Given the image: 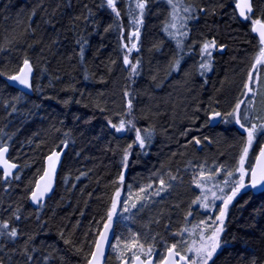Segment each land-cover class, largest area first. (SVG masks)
Wrapping results in <instances>:
<instances>
[{
    "label": "trees",
    "instance_id": "trees-1",
    "mask_svg": "<svg viewBox=\"0 0 264 264\" xmlns=\"http://www.w3.org/2000/svg\"><path fill=\"white\" fill-rule=\"evenodd\" d=\"M116 1L113 11L107 0H0V148L19 165L11 180L0 172V223L18 230L15 239L0 237V264H87L117 191L154 179L151 173L174 177L179 187L147 215L164 230L156 231L160 237H178L176 223L185 218L179 181L188 177L197 192L187 169L221 167L213 187L232 190L247 134L227 118L247 97L261 47L251 21L263 20L264 0H252L245 21L234 0H179L190 11L177 10V26L167 30L169 0ZM206 42L216 50L207 70L200 67ZM25 60L31 95L5 81ZM214 112L222 119L211 127ZM65 143L55 191L34 209L28 198L44 158ZM262 143L257 135L247 170ZM253 262L264 264V192L246 191L227 207L221 247L208 264Z\"/></svg>",
    "mask_w": 264,
    "mask_h": 264
},
{
    "label": "rangeland",
    "instance_id": "rangeland-1",
    "mask_svg": "<svg viewBox=\"0 0 264 264\" xmlns=\"http://www.w3.org/2000/svg\"><path fill=\"white\" fill-rule=\"evenodd\" d=\"M116 2V0H113V6L116 4ZM174 2H176V0H174ZM169 6L171 7L170 3ZM182 8L185 7H183L181 1H179L177 10ZM262 21H264V18ZM172 23L173 22H170L168 24L169 28H173L170 26ZM253 24L254 20L251 21V26ZM132 41H134V38ZM207 51L211 53V56L209 57L207 54H204V63L209 64L211 62L212 55L216 50L212 46L209 47ZM128 54L129 53H124V58L125 56L128 57ZM128 61L129 63L126 64L124 59V64H126V68L130 69L132 72L136 69V67L133 69V64L130 62L129 58ZM249 88L252 89L251 92H249ZM243 101L244 103L241 104L240 113L244 114L246 112L249 117V120L245 122L246 126L251 127L252 124H264V51L261 49V47L257 55L254 73L249 80L247 97L244 98ZM227 119L230 120V122L236 123L233 116H230ZM241 130L245 132L244 129L241 128ZM257 135L264 136V133L258 132ZM136 143L139 144L137 139ZM253 143L249 148L248 156L245 159V169L247 166L248 157L253 147ZM220 168L212 164L207 169L203 170H196L194 167H192L190 170L187 169V173L189 172V175L191 176L189 183L192 181V186L196 187L197 192L189 191V187H187L185 184L188 182V177L186 178L187 181L184 179L185 183H183V181H179V183L182 185L181 188L183 187V189H185L184 191L187 197V202H185V204H187V207L185 209V218L183 220L181 219L179 223H176V226L179 228L178 237L176 236V232H167L165 236L162 234L161 237L159 235L156 236V231L164 232V230H159L161 228L156 227L157 220H151V218H148L147 216L148 214L156 211V208L159 209L161 204L167 202L168 198L171 197V194H173L174 191L176 192V190L179 188L173 179H168L165 181L163 190H161L160 185V180L163 179V177L161 178L162 174L159 173L150 174V176H152L154 179L145 176L144 181L142 180L135 182L133 180V182L130 181V183H128L125 187H121L119 190L120 202L117 204V208L112 220L109 221L107 216V222L112 224L115 232V238L113 239L110 252L108 254V259L110 262L113 264H118L126 257L131 260L135 256L147 258L150 255H154L157 262H159L163 258L164 252L169 247H172L168 246V239L170 240V243L176 245L175 249L179 248L183 250L182 252L176 250L181 253L183 257L186 259L196 258V253L194 251H190V249L199 248L206 244L207 238L212 235L216 227L219 226L223 228V225H221L220 221L216 218L220 215V210L224 208L223 200L226 199L227 196L231 195V192L225 194V192L222 191L221 194L217 188L213 187L214 180H216V182L218 180L216 175L222 172ZM247 176L248 174L246 173L244 177L245 184L247 183ZM239 179L240 172L238 171L236 173V178L233 182V185L235 182L239 181ZM208 181L211 183L210 186H208ZM222 182V188L227 189L228 185L226 183L228 182H226V180L225 182L222 180ZM198 184L199 186H197ZM149 185H151V187H148ZM206 186L209 188H206ZM142 188L145 189V191L141 192L140 190ZM242 190L243 188L237 193L232 201L240 193H242ZM157 192H159V195L156 194ZM205 196L207 199H204ZM137 197H139V199ZM216 197H220V199H216ZM124 201H127V203L125 204ZM133 203L136 204V208L131 209V211H124L125 207H130ZM202 203L207 204L208 207H202ZM206 211H209L210 213L212 212V216L206 214ZM172 219L177 220V218ZM144 220L147 222L144 223ZM185 222H187V225L184 226V224H186ZM221 234L222 232L219 236V245L212 257L207 260V264L213 259L221 247ZM205 258L207 259L206 253ZM201 264H203L202 261Z\"/></svg>",
    "mask_w": 264,
    "mask_h": 264
},
{
    "label": "snow or ice",
    "instance_id": "snow-or-ice-1",
    "mask_svg": "<svg viewBox=\"0 0 264 264\" xmlns=\"http://www.w3.org/2000/svg\"><path fill=\"white\" fill-rule=\"evenodd\" d=\"M169 3L172 7L171 16H172V20H173V23L170 26L175 28L177 26L176 21L178 20V17H179V14L177 11L179 0H176V2H174V0H169ZM107 4H108V7L113 8V11H115V8L113 6V0H107ZM137 7L140 8L141 10H143L144 4L139 3L137 5ZM237 7L241 9V11H240L241 16H246L244 9H248V11H251L248 0H243V6H241L240 3H237ZM183 11L189 12L190 9L184 8ZM116 15L119 16V13L117 12ZM254 23L260 24V29H261L260 39H261V42L264 43V23H260V21H254ZM167 27L168 26H166V30H167ZM181 27H183V24H181ZM253 31H256V29H253ZM212 46H214V42L211 45L206 42L203 46L202 54H207L210 57L211 53L208 52L207 50L209 49V47H212ZM125 63L126 64L129 63L127 56H125ZM176 63L178 65L179 61H177ZM132 67H133V69H135L136 66L132 65ZM200 67L202 69L207 70L209 68V64L202 63L200 65ZM24 69H27L28 72L31 71V68L29 67L27 60H25V62H24ZM24 69H21V73H22L21 75H13V76H10L9 79L13 80V81H18V83L20 85H23L26 88H31V84L29 82V79H28L27 75L24 74ZM250 79H251V74H250ZM245 87L247 88L248 85L246 84ZM251 91H252V89L249 88V92H251ZM125 95H128V94L125 93ZM242 103H244V101H240L239 103H237L234 112L228 113L229 116H233L235 118L236 123L239 124L240 127L242 129H244V131L247 133V141H246L245 146L242 149V154H241L240 160H239L240 166L237 169V171L240 172V179H239V181L235 182V184L233 185L231 195L227 196V198L223 200L224 208H222L220 210V215L217 216V218H216L217 220L220 221L221 225H223L224 216H225L227 206L231 203L232 199L237 195V193L242 188L246 187L245 180H244L246 173L251 176V187L252 188L255 189L258 186L264 188V164H261V161L264 160V148H261L260 154L257 157L258 167H253L249 170H246L244 167L245 159L248 156L249 148L251 147L254 138L256 137L258 132L264 133V124H262V125L252 124L251 127H247L245 122L249 120V117H248L246 112L244 114L240 113V107H241ZM130 107H131V104L129 103V108ZM220 115L221 114L219 112H214L212 114V116L209 117V121L210 122L214 121L215 118L219 117ZM128 124H129V126H131V121H129ZM114 127H116V126L114 125ZM124 127H125V123L123 121H121L119 127H116V131L119 132L122 129H124ZM136 139L139 142L140 147L143 148L145 145V139L141 137L139 131H137ZM196 143L199 144L200 141L196 140ZM6 152H7V148H0V161H2V163L4 165V169H5L4 176H5V178L11 174L9 170L16 167L15 164H9L7 159L4 158V153H6ZM54 156H58V153L54 152L52 154V156H49V158H48L49 161H52ZM124 160L125 161L127 160V152L125 154ZM50 168L54 169V165L50 164ZM228 175L231 176L232 173H228ZM44 176L48 177L49 172L46 171ZM41 179H44V177H42ZM120 179L123 180L122 175H121ZM173 179H174V177H173ZM160 185H161V190H163L164 185H165V181L163 179L160 180ZM197 186H199V184ZM50 187H51L50 183L46 184L44 188H41L40 184L38 183L36 186V190L31 193V198H32L33 203H39L40 198L43 197L44 193L47 192ZM148 187H151V185H149ZM140 191L143 192V191H145V189L142 188ZM156 194L159 195V192H157ZM119 197H120V193H119V191H117L116 198L113 199L112 209L108 212L109 221L112 220V217H113V215L116 211V208H117V204L120 202ZM137 198L139 199V197H137ZM204 199H207V197L205 196ZM216 199H220V197H216ZM124 203L126 204L127 201H124ZM201 206L205 207V208L208 207L207 204H203V203L201 204ZM133 208H136L135 203H133L130 207H125L124 211H126V212L131 211V209H133ZM19 218H20L19 216L16 217V219H19ZM108 227H110V225H105L106 229ZM0 229H3L2 231H0V237L7 235L8 237L15 239L18 236V230L15 227H12L9 229V225L7 222L0 223ZM222 231H223L222 227H219V226L216 227V229L212 233V235L207 238L206 244L202 245L199 248L190 249V251H194L196 253V258L186 259L185 257L181 256L180 259L184 260L185 264H201V261L203 262V264H207V260L212 257L213 253L216 251V249L219 245V236H220V233ZM106 239H107V232L102 233L101 234V240L98 241L96 244L97 251L92 253L94 260H96V257L98 254L102 255V253H103V241ZM175 248H176V245L175 244L172 245V247L169 248V253L172 255H178V253H173V249H175ZM205 253H206L207 259L205 258ZM28 259L31 260L32 257L28 256ZM90 264H91V262H90ZM96 264H98V261H96ZM165 264H167V260L165 261ZM173 264H174V262H173ZM253 264H255V262H253Z\"/></svg>",
    "mask_w": 264,
    "mask_h": 264
},
{
    "label": "water",
    "instance_id": "water-1",
    "mask_svg": "<svg viewBox=\"0 0 264 264\" xmlns=\"http://www.w3.org/2000/svg\"><path fill=\"white\" fill-rule=\"evenodd\" d=\"M235 2H236V4H235L236 5V11H237L238 17H239V19L241 21H244L247 18L248 15L251 16L253 14L252 0H248L250 8H251V11H248V9H244L245 13H246V16H241L240 15L241 9L237 7V3H240L241 6H243V0H235ZM253 29H256V31H253ZM260 31H261L260 24L255 23L252 26V33L257 37V39L262 44V50L264 51V43L261 42ZM29 67L31 68L30 64H29ZM21 69H24V64L21 66V68L19 69V71L15 75H21L22 74L21 73ZM24 74L27 75V77L29 79V82L31 84V88H26L23 85H20L18 83V81L10 80L9 77L6 78L5 81L10 87H12V88H14V89L26 94V95H31V93H32V77H33L32 68H31L30 72H28L27 69H24ZM210 116H212V114ZM221 119H222V116L220 115L219 117H216L214 121H211V122L209 121V126L214 127V126L218 125L221 122ZM2 148H7V147H2ZM261 148H264V143L261 144V146H260V148H259V150H258V152H257V154H256V156L254 158V161L252 163L251 168L258 167L257 157L260 154ZM66 150H67V144L65 143L61 148H59L58 150H54V151L50 152L44 158L42 173L40 174L38 179L35 181L34 186H33L32 190H31V193L36 190V186H37L38 183L40 184L41 188H44L45 185L49 184V183L51 184V187L48 189L47 192L44 193L43 197L40 198V202L39 203H33L32 198H31V193H30L29 198H28V202L34 209H38L40 206H43L46 203V201L54 193L55 188H56V183H57L59 170H60L63 158L65 156ZM54 152L58 153V156H54L53 160L49 161V159H48L49 156H52V154ZM4 158L7 159L9 164H15L16 165L15 168H12V169L9 170L11 174L8 177L5 178V176H4V171H5L4 165H3L2 161H0V172L2 174V179H3V181H7V180H11L13 178V176L17 173V171L19 170V165L14 163V162H11L8 159V148H7V152L4 153ZM50 164L54 165V169L50 168ZM261 164H264V160L261 161ZM46 171L49 172V176L48 177L44 176ZM42 177H44V179H41ZM248 179H249L248 183L246 184V187L243 189L245 192L246 191H251L253 194H259V193L264 192V188H262L260 186H258L255 189L251 187V176L250 175H249ZM105 225H110V227H108L106 229ZM105 225L102 227V229L100 231V234H99V236H98V238H97V240H96V242L94 244L93 251H92V253L97 251L96 244H97L98 241L101 240V234L107 232V239L103 241V253H102V255L98 254L97 257H96V260L93 259V256H92V253H91V256H90L87 264H90V262H91V264H96V261H98V264H105V262L107 260L108 252H109V249H110V245H111V242L113 240V226L110 223H106ZM173 253H176L174 249H173ZM180 257L181 256L179 254L178 255L170 254L169 253V249H168L165 252L163 260L159 264H165L166 260H167V264H173V262H174V264H185V261L181 260ZM155 262L156 261H155V258L153 256H151L149 258H146V259H143L140 256H137V257H134L131 261L123 260L119 264H155Z\"/></svg>",
    "mask_w": 264,
    "mask_h": 264
},
{
    "label": "bare ground",
    "instance_id": "bare-ground-1",
    "mask_svg": "<svg viewBox=\"0 0 264 264\" xmlns=\"http://www.w3.org/2000/svg\"><path fill=\"white\" fill-rule=\"evenodd\" d=\"M174 245V244H173Z\"/></svg>",
    "mask_w": 264,
    "mask_h": 264
}]
</instances>
